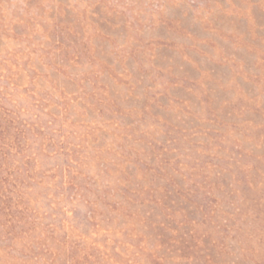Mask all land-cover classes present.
Segmentation results:
<instances>
[{
	"label": "rangeland",
	"instance_id": "374dc122",
	"mask_svg": "<svg viewBox=\"0 0 264 264\" xmlns=\"http://www.w3.org/2000/svg\"><path fill=\"white\" fill-rule=\"evenodd\" d=\"M0 264H264V0H0Z\"/></svg>",
	"mask_w": 264,
	"mask_h": 264
}]
</instances>
